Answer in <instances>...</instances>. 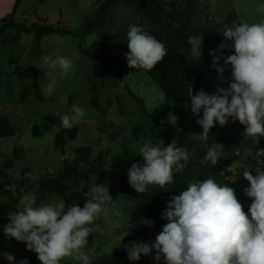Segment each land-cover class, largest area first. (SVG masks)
<instances>
[{
  "label": "rangeland",
  "instance_id": "obj_1",
  "mask_svg": "<svg viewBox=\"0 0 264 264\" xmlns=\"http://www.w3.org/2000/svg\"><path fill=\"white\" fill-rule=\"evenodd\" d=\"M104 0H21L14 15L17 22L27 21L28 24L46 20L57 24L62 29L71 30L75 35L52 34L37 42L34 34H23L14 30L8 31L0 44V115L8 116L16 128V135L0 142V163L14 156L15 149L22 148L25 158L16 162L14 172L17 176L23 168L32 171V179H40L49 173L58 175L63 167V156L54 147L53 141L57 131L62 127L56 113L67 114L75 103L86 109V115L78 126V138L66 145V157H74V149L79 146H90L93 154L110 150L108 168L128 179V169L133 163L142 162L139 148L151 142L167 146L173 140L178 147L194 143V155H206L212 143H218L219 130H225L226 146L217 166L223 168L226 162L238 155L233 162L229 174V187L235 189L238 200L247 213L251 198L244 189L248 182L242 172L245 168L255 174L257 162L245 154L251 149L253 153L264 149V137L253 145L243 136L244 126L239 121L229 122L221 127L210 129L207 142L196 139L194 134L202 132L196 123L197 116L187 118L190 108V88L192 94L203 89L209 94L215 92L217 73L211 67L212 57L209 52L217 49L224 42L219 31L225 26L241 22L255 23L264 19L257 11V5L264 0H157L166 10L155 6L148 0H114L107 16L105 26L91 34H86L84 23L94 18V12L99 3ZM13 5L0 2V21L12 13ZM176 10L178 18L185 20L184 31L179 32L178 22L171 26L166 18V12ZM129 25L142 26L156 39L168 48L165 57L187 54L190 36H203V47L199 63H182V58L174 59V66H168L163 72V84L158 85L146 72L130 74L120 80L115 74L101 77L98 64L86 53H93L110 63L113 57H125L127 47V31ZM231 43V41L227 42ZM234 54V50L226 49L224 55ZM45 55H64L74 59V72L60 79L58 72L45 75L44 70L35 65H42ZM223 65V60H221ZM55 75L59 84L51 96H45L43 85L50 76ZM230 78V69L224 73ZM227 87V85H222ZM127 87L145 101L150 115L140 109L138 103L131 97ZM36 88L42 94V100L36 99ZM178 117L174 126L168 123V114ZM202 113V112H201ZM180 129V130H178ZM187 131V133H185ZM241 139L242 147H237ZM264 159V157H262ZM228 169V168H227ZM226 169V171H228ZM179 173L174 174V182L167 186L163 197L164 209L173 195H179L182 189V179ZM1 181V179H0ZM107 183L113 197V207L121 215L111 217V222H119L121 228L109 233L103 220H98L101 233H94L90 249L96 254L93 264H157L153 259L155 250L147 256H141L139 261L127 258L125 246L132 241L154 243L162 227L147 226L139 223L143 218V209L132 195L120 193L113 181L92 176L89 179L88 197L92 184ZM85 182L75 186L64 195L52 194L47 186L37 188V197L41 191L47 193L42 202H49L63 197L66 206L77 203ZM13 191L16 188L13 187ZM20 201V199H19ZM8 199L0 195V253H10L16 262L22 260L26 250L24 242L14 238H6L3 225L9 223L7 207ZM22 206L18 202V210ZM131 217L136 225L129 230L124 227ZM129 234H128V233ZM147 232V237L144 233ZM128 234V235H127ZM12 241V243H11ZM16 244L20 249L15 246ZM36 254V253H35ZM0 264L9 262L0 255ZM61 264H77L71 257H65ZM160 264H163L161 259Z\"/></svg>",
  "mask_w": 264,
  "mask_h": 264
},
{
  "label": "clouds",
  "instance_id": "obj_2",
  "mask_svg": "<svg viewBox=\"0 0 264 264\" xmlns=\"http://www.w3.org/2000/svg\"><path fill=\"white\" fill-rule=\"evenodd\" d=\"M257 11L264 15V3L257 5ZM219 33L224 37L217 49L209 52L211 67L217 73V84L213 94L201 89L192 94L190 108L199 117L196 123L202 128L196 139L207 142L210 129L216 124L221 127L229 122L239 121L244 126L243 136L253 145L264 137V19L259 22L225 25ZM231 41V43H227ZM190 45L186 56L199 63L202 55L203 36L194 35L187 39ZM126 53L129 68L151 71L168 54V48L142 26L129 25ZM226 49L234 54L225 56ZM42 65L45 75L58 72L60 79L74 72V59L64 55H45ZM223 60V65H221ZM230 69V78L224 73ZM59 84L52 75L43 85L45 96H51ZM227 85L224 87L222 85ZM63 128L71 129L86 115V109L73 104L67 114L56 113ZM178 117L168 114V123L176 125ZM180 130V129H178ZM224 152V146L212 143L201 165L217 164ZM142 162L131 164L128 182L136 193H144L151 185L167 190L174 182V174L187 166L190 154L184 147H178L173 140L167 146L143 144L139 148ZM257 162L255 174L247 167L242 175L248 182L244 189L251 198L248 212L238 200L235 189L227 183H218L214 178L190 181L179 195H173L161 213L166 220L154 243L132 241L125 246L127 258L139 261L155 250L153 259L160 264H264V149L255 153L251 149L245 154ZM231 172V167H228ZM25 179H32L25 173ZM22 192L23 188L20 189ZM91 196L85 199L83 207L76 203L66 206L60 197L37 205L35 192H27L20 198V210L11 211L9 223L3 225L6 238H14L26 244V250L36 253L41 264H61L65 257H71L77 264H93L96 254L88 249L91 234L101 233L98 220L105 222L109 233L122 226L111 222V217L121 213L113 205L107 183L94 182ZM140 224L151 227L154 221L141 218ZM126 229L136 227L131 217L125 222ZM128 233V232H127ZM129 234V233H128ZM127 234V235H128ZM9 264H29L27 258L16 262L15 256L0 253Z\"/></svg>",
  "mask_w": 264,
  "mask_h": 264
},
{
  "label": "trees",
  "instance_id": "obj_3",
  "mask_svg": "<svg viewBox=\"0 0 264 264\" xmlns=\"http://www.w3.org/2000/svg\"><path fill=\"white\" fill-rule=\"evenodd\" d=\"M150 3L161 8L163 11L166 10L162 7V4L157 0H148ZM21 0H16L12 13H10L5 18L0 21V42L2 37L11 30H14L23 34H34L37 42H40L45 36L52 34L59 35H75L71 30L62 29L57 24H50L46 20H40L37 23L28 24L27 21L17 22L14 19V15L19 6ZM114 0H104L99 3V6L94 12V18L86 20L84 23V29L86 34H91L96 30L102 29L105 26L107 16L111 10ZM166 18L171 26H175L178 22L179 27H176L179 32H183L185 29V20H180L178 18L177 11L171 10L166 12ZM1 44V43H0ZM97 64L102 79L107 74H115L120 80L130 74H135L139 72H146L155 83L158 85L163 84V72L167 69L168 66H174L177 63H174V59L182 58L180 62L187 63L189 59L185 57V54L175 55L172 57H165L163 61L157 64L155 68L151 71H145L142 69L129 68L127 64V59L125 57H113L110 63H107L99 56L94 55L93 53L86 52ZM131 97L138 103L140 109L145 113V115L151 116L148 109L146 108L145 101L137 96L130 88L127 87ZM36 99L37 101L42 100V94L39 88H36ZM191 109L187 113V118L194 117ZM199 118H202V113H200ZM218 124L214 127L217 128ZM79 128L74 126L71 129L61 128L57 131L54 136V147L60 151L63 156V167L58 175L49 173L46 176L36 179L29 180L25 179V173H31L32 171L25 167L21 170L20 175L17 176L13 171L16 162L21 161L25 158V153L22 148L15 149L14 156L11 159H7L3 164L0 163V195L4 194L8 199L7 207L9 212L18 210L19 199L27 192H31L34 189L42 188L47 186L48 191L56 195H64L72 191L75 186L80 185L82 182H85V186L82 190V193L76 204L83 207L85 199L88 197V186L89 179L92 176L98 178H105L113 181L117 186V189L120 193L132 195L135 200L139 202V205L143 209V218H148L154 221L152 226L162 227L166 220L161 218V213L164 210L163 197L166 190L160 188L157 185H151L148 187V190L144 193H136V191L130 186L128 179L121 175L120 173L110 170L108 168L110 160V150L100 151L97 155L93 154V150L90 146H79L74 149V157L72 159L66 157V145L69 142H74L78 138ZM225 130H219L217 134V139L225 147ZM16 128L11 119L6 115H0V142L7 140L8 138L14 137L16 135ZM187 133V131H185ZM200 134V133H199ZM194 143H191L188 146H181L186 148L189 151L190 159L187 166L180 172L179 176L182 179V189L181 191L187 188L188 182L190 181H202L209 176L214 178L218 183H229V174L230 172L226 169L232 166L233 162L236 160L238 155H233L224 165L223 168L213 165L210 162L204 165H201L200 161L204 158V154L194 155L193 153ZM237 147L240 149L242 147L241 139L237 142ZM13 187L16 188V191H13ZM23 188V192L20 190ZM47 196V193L41 191L37 197V205H39ZM148 233L145 232L144 236L147 237ZM94 234H91L88 238V249L91 248L93 244ZM27 258L29 264H41L37 259V255L30 252H25L22 255V260Z\"/></svg>",
  "mask_w": 264,
  "mask_h": 264
},
{
  "label": "crops",
  "instance_id": "obj_4",
  "mask_svg": "<svg viewBox=\"0 0 264 264\" xmlns=\"http://www.w3.org/2000/svg\"><path fill=\"white\" fill-rule=\"evenodd\" d=\"M13 1L14 0H0V2L6 3L8 4V7H11V5H13ZM0 185H1V181H0ZM12 243V241H11ZM15 246H17L16 244H14ZM18 247V246H17ZM20 249V246L18 247ZM23 255V254H22Z\"/></svg>",
  "mask_w": 264,
  "mask_h": 264
}]
</instances>
